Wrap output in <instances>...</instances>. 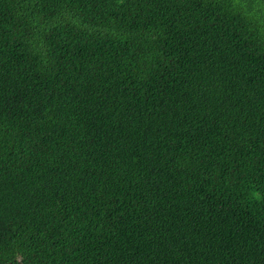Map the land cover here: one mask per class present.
<instances>
[{
    "label": "trees",
    "instance_id": "16d2710c",
    "mask_svg": "<svg viewBox=\"0 0 264 264\" xmlns=\"http://www.w3.org/2000/svg\"><path fill=\"white\" fill-rule=\"evenodd\" d=\"M0 264H264V0H0Z\"/></svg>",
    "mask_w": 264,
    "mask_h": 264
}]
</instances>
